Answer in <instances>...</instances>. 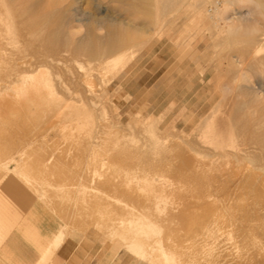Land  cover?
Listing matches in <instances>:
<instances>
[{"label": "rangeland", "instance_id": "obj_1", "mask_svg": "<svg viewBox=\"0 0 264 264\" xmlns=\"http://www.w3.org/2000/svg\"><path fill=\"white\" fill-rule=\"evenodd\" d=\"M150 1L151 8L149 0L135 8L134 0H0V80L42 74L22 89L0 85L1 194L12 198L13 213L37 201L63 228L72 227L67 239L80 254L72 264H151L132 252L122 234L97 229L98 219L114 227L148 221L162 250L181 264L200 251L190 245L192 238L219 235L236 245L247 231L249 244L227 249L218 263L247 264L250 256L249 264H264V217L257 214L264 210V194L250 199L248 191V199L243 189L222 187L238 173L205 169L212 160L205 156L243 147L235 122L239 103L251 96L240 89L264 86V49L254 57L251 41L264 31V0L225 2L214 19L206 11L215 8L210 0L203 11L197 0H170L166 8L160 7L166 0ZM66 6L79 7L77 16L84 19L70 21L66 35L86 34L87 20L113 21L125 32L121 51L92 61L62 51V59L44 60L39 50L46 52V44L37 40L48 30L42 21L53 14V22ZM91 32L103 36L106 30L94 24ZM31 93L39 103L31 104ZM180 156L196 157L194 172L192 162L188 168L193 177L187 166L182 171L186 161ZM6 162L10 167L4 169ZM20 174L52 182L51 194H61V205L55 210L31 192ZM81 213L89 231L70 222ZM53 262L59 264L56 255ZM154 264H160L158 257Z\"/></svg>", "mask_w": 264, "mask_h": 264}, {"label": "bare ground", "instance_id": "obj_2", "mask_svg": "<svg viewBox=\"0 0 264 264\" xmlns=\"http://www.w3.org/2000/svg\"><path fill=\"white\" fill-rule=\"evenodd\" d=\"M118 1L124 2L125 0H118ZM141 1H143V0H134L135 8H140V6H142ZM149 2L150 3L147 2L148 3L147 7L151 8L153 3L150 0H149ZM210 2H211V5H213L212 7H215V8L214 9L213 8L207 9L206 11H207L209 17L214 19V16H213L214 13H219L218 9H220V6H222L223 3H225V2L226 3H232L233 1L231 2V0H210ZM168 3H170V0H166V3H164L160 7L166 8ZM196 3H198L197 5L201 9V11H203L205 0H197ZM78 9H79V7L71 9L70 6H66V7L59 9V11L57 13V19H55L53 22H50V19H51L53 14L47 15L43 19L42 24L44 27L42 30H45V31H46V29H48V30L46 31V33L42 32L39 35L37 40L45 42V44H46V52H42L41 50H39L40 54L45 56L44 60H46L47 57L53 58L56 60L62 59L61 58V52L62 51L71 52L75 57H80L81 55L85 56L90 61L99 60V59H106L109 55H111L115 52L117 53V52L121 51V49L124 45V42H125V38H124L125 32H124L122 26H119V24L118 25L115 24L113 21L102 20V19L87 20L86 23L84 24L87 28L86 34L78 37L77 39H73L71 36L66 35L65 27L70 23V21L73 20V21H76L78 23H83V21H84L83 18H81L80 16H77L78 12H79ZM226 18H227V16H226ZM234 19L235 18H231V17L227 18V20L229 22H233V23H234ZM193 21L198 23L194 17H193ZM94 24H96L98 27H100L102 29H105L106 33L103 36H99V35L92 33L91 31L93 30ZM216 26H218V25H216ZM219 26H221V25H219ZM222 30L224 31V28L221 29V31ZM227 31H229V29H227ZM261 31H259V34ZM242 36L244 37V35H241V37ZM251 41L254 43L252 53L254 54V57H255V55L259 54L264 49V47L261 48V44L264 43V31L260 35H258V37L252 39ZM42 45H43V43H42ZM183 47H185V46H183ZM182 50H183V48H181V51ZM246 50L247 49L241 48V54H243V56H245V53L247 52ZM248 50H249V48H248ZM263 54H264V52H263ZM250 61H252V60H250ZM259 61L262 65H264V57L259 59ZM39 62L40 61H38L36 63V66L40 67ZM250 64H251V62H250ZM255 64H256V62H255ZM250 69H251V67H250ZM39 71H37L36 73H33L32 75L21 74V76L14 78V79H13V77L11 78L10 75L6 76L7 80H5V81L0 80V85H5V87H7V89H11L12 87H15L16 85L19 84L21 89L25 88V87H27L26 86L27 80H33V79L35 80V79L40 78V76L42 74H41V70H39ZM242 73H243V71H242ZM242 73H241V78H242ZM245 77H247V76H245ZM247 78L245 80H247ZM241 86H243V84ZM256 86H254V87H256ZM224 87H226V86H224ZM240 93L242 96H245V97L247 95L251 96V98H249L247 100H243V101H241V103H239L238 108L240 109V111L237 115L236 122H235L236 126H237L236 128H237L238 134H239V136L241 135L240 137H242L241 139H242L243 147H242V145H240L237 148V152H235V153L224 151L222 153H218L217 156H215V154H209L208 156L204 155L205 157H209V158L212 157V160H209L207 162V164L205 163L207 166L205 164L204 165H205V169H206V167L213 168V169H214V167H219V168L228 167V168H230L232 170V173L233 172L238 173L239 176H238V178L234 179V181H233V179L229 180V178L227 179V181L221 180V181H223V182H221L222 187L223 188L232 187V188H234L233 190L243 189V190H241V194L245 195V197L247 196L246 198H248V199H249V196H250V199L254 196H256L257 198L258 197L260 198V195L264 194V86L258 85V87L255 89H251L250 87H242L240 89ZM240 93L238 96H240ZM29 99H30L31 104L39 103V101L36 100V95L34 93H31L29 95ZM68 106L72 109L74 107V104L68 103ZM12 119H14V117H12ZM9 121H11V118L8 120V122ZM201 124L202 123H199L198 126L200 127ZM10 133H12V132L8 133V131H7V133H5V134H8V137H9ZM177 152H180V151H177ZM195 153L197 155H200V154H198V152H195ZM184 156L186 157V155H184ZM178 158L181 159V156L177 157V159ZM182 158L184 161L183 162L181 159L183 164L186 161V164L184 166H182V168H183L182 171L184 172V167L187 166L186 167L187 169L185 168L186 173H187L189 166L191 167L192 165H193L192 169L189 168V170L193 171V169H194L193 161L196 159V157L191 156L190 161H188V159H186V158L184 159V157H182ZM179 162L177 163L178 164L177 166L181 167ZM191 162H192V165H190ZM8 163L9 162H6L4 169H6L7 167H10ZM187 163L189 165H187ZM159 166L161 167V165H159ZM175 168H178V167H174V169ZM179 168L177 170H179ZM228 168H226V170ZM195 169H197L196 172H197V176H198V171H200V170L196 166H195ZM189 170H188V172H189ZM207 170H208V168H207ZM209 170H211V169H209ZM12 171H14V170H12ZM229 171H227L226 178H227V175L229 176ZM262 172H263V174H262L263 177L258 178L257 177L258 173L260 174ZM189 173H190V175L192 174L191 172H189ZM193 175H191V176L193 177ZM21 176L22 175L20 174V177ZM223 176H221V177L223 178ZM21 178L25 181V184L35 194H37L42 200H44L48 203H51L53 206H55L54 209L56 210V208H57L56 206L60 204L59 199L61 198V194H56V193L51 194L52 188L54 189V187H53L54 184L52 182L44 181L41 178H38L36 176L35 177H26V176L24 177V176H22ZM2 179H0V181ZM197 179H198V177H197ZM205 180H208V179H205ZM209 180H210V178H209ZM203 181L204 180H202L201 182H203ZM198 182H199V180H198ZM209 182H208V184H209ZM214 184H215V181H214ZM217 185H219V183H217ZM248 191H249V196H248V194L247 195L245 194ZM243 195H242V197H243ZM210 197L212 199L213 195L208 196V198H210ZM47 205H50V204H47ZM257 214L259 216L264 217V210L263 209L257 210ZM78 215L80 217H75V218L70 220L71 224H73L72 226L73 227L76 226L77 228L81 229L84 232L89 231L91 229V227L86 226L88 220L81 217V215H84V214L81 213ZM65 216L69 217L70 214L68 213ZM96 216H98V215H95L94 217L96 218ZM106 222L107 221H105V220L98 219L97 229H99L100 231H102L103 233H105L111 237L122 234L128 240V245H129L128 247H133L131 249L132 252L134 251L133 249H136L139 254L141 253L144 255V256H142V258L144 259V257H146L147 260H149L151 262V264L155 263L157 257H158L160 264H181L182 263V261H176V260L172 259L169 256V252L166 248L163 247L164 250L166 249V252L162 250V245L160 244V238L161 237L156 236V235H158L157 234L158 230L156 229V227H153L154 225L153 226L147 225L149 223L148 221H147L148 223L145 222L144 224L142 223L141 225H139V224L133 225L130 222H127L128 224L124 225L123 222H120L121 224L119 226L115 225V227L113 224L109 225ZM96 223H97V221H96ZM96 223H95V225H96ZM99 223L101 225H99ZM68 226H67V228L66 227L64 228L62 240L66 239L68 237V235L70 234L72 227H68ZM156 231H157V233H156ZM245 232H244V234H242L240 236V238L242 239V241H240V244H236V245L231 244L230 241L228 242V240H230L231 237L227 238V237H223V236H219V235H216V236L211 235V236H208L206 238H200V239L192 238L190 240V245L195 247V250L200 249V251L198 250L199 252H195L194 254L188 255L189 257H187V259L185 258L183 263H185V264H220V263H218L220 260L219 258L225 253V251L227 249L232 248V250H233V247H236L240 250V248H242V247L245 248L247 246V244H249L248 243L249 235H247V231H245ZM148 240L153 241L152 245H150L151 242L148 243L149 242ZM192 246L190 248H192ZM251 246H252V244H251ZM155 247L156 248L158 247V250H156ZM188 247H189V245H188ZM134 253H135V251H134ZM137 256H139V255H137ZM249 259H250V256H249ZM249 259L247 261V264H249ZM235 260H237V259H235ZM243 261L245 262V260H243ZM253 262H254V260H253ZM234 264H235V262H234ZM238 264H240V262H238Z\"/></svg>", "mask_w": 264, "mask_h": 264}, {"label": "crops", "instance_id": "obj_3", "mask_svg": "<svg viewBox=\"0 0 264 264\" xmlns=\"http://www.w3.org/2000/svg\"><path fill=\"white\" fill-rule=\"evenodd\" d=\"M28 189L33 192L29 187ZM1 193L2 191L0 264H55L53 262L55 255L59 264H72L78 261L77 257L80 258V254L77 244L71 239L62 240L64 228L57 216L37 201L27 205L19 214L13 213L12 198ZM22 200L20 197L18 201ZM11 217L15 218L13 224Z\"/></svg>", "mask_w": 264, "mask_h": 264}]
</instances>
